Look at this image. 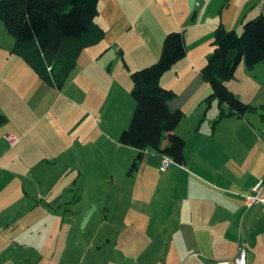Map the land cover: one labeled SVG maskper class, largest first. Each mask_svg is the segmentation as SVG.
Listing matches in <instances>:
<instances>
[{"label": "crops", "instance_id": "0c3cea01", "mask_svg": "<svg viewBox=\"0 0 264 264\" xmlns=\"http://www.w3.org/2000/svg\"><path fill=\"white\" fill-rule=\"evenodd\" d=\"M98 8L105 37L82 51L63 89L41 79L12 46L0 54V181L14 174L31 183L35 166L53 158L47 155L48 132L36 133L35 127L44 120L62 133L50 116L57 101L80 100L105 110L122 100L124 91L128 100L130 73L157 62L167 34L182 32L187 55L163 75L161 85L177 93L169 109L185 113L176 129L186 141L185 163L163 171V155L145 151L131 194L143 209L125 211L122 244L113 246L107 238L95 246L98 255L116 248V259L95 258L89 264L231 261L240 245L247 264H264V207L246 205V196L264 181V138L248 114L220 117L218 101L204 100L212 89L201 74L213 52L215 29L224 25L240 34L244 22L264 14V0H99ZM9 134L20 139L14 147L5 140ZM63 136L62 143L73 137ZM35 148L41 150L36 157ZM157 182L160 192L154 191ZM80 250L76 262L83 264Z\"/></svg>", "mask_w": 264, "mask_h": 264}, {"label": "rangeland", "instance_id": "374dc122", "mask_svg": "<svg viewBox=\"0 0 264 264\" xmlns=\"http://www.w3.org/2000/svg\"><path fill=\"white\" fill-rule=\"evenodd\" d=\"M256 8L254 5L252 10ZM15 40L0 19V54L9 45L14 49ZM227 86L257 108L248 116L257 119L258 133L264 138V63L255 71L242 63ZM123 93L122 100H113L105 110L80 100L57 101L50 116L61 134L44 120L35 123L36 133L48 132L52 146L47 155L53 158L35 166L31 183L14 174L1 178L0 264H80L76 262L78 246L85 258L83 264L119 255L116 248L108 255H98L95 246L107 238L112 239L113 246L116 242L122 244L125 211L143 209L131 196L137 175L131 170L136 149L119 141L136 108L132 94L125 100ZM210 93L204 92V100H209ZM67 132L75 141L68 137L62 143ZM40 151L35 148V157ZM155 185L154 191L160 192L161 183ZM91 245L93 248H89Z\"/></svg>", "mask_w": 264, "mask_h": 264}, {"label": "trees", "instance_id": "16d2710c", "mask_svg": "<svg viewBox=\"0 0 264 264\" xmlns=\"http://www.w3.org/2000/svg\"><path fill=\"white\" fill-rule=\"evenodd\" d=\"M98 5L99 0H0V19L16 39L13 53L21 56L47 84L61 88L82 51L105 37V30L97 23ZM212 46L213 52L201 69L212 89L207 101H218L221 118L255 112L257 108L238 98L227 81L236 77L242 63L254 68L264 62V14L244 22L240 34L219 25ZM186 55L183 33L170 32L164 39L160 59L130 73L136 108L119 141L138 150L132 171L138 169L148 149L171 157L176 164L185 163L186 141L176 133L185 113L169 109L168 103L177 93L163 87L161 79Z\"/></svg>", "mask_w": 264, "mask_h": 264}, {"label": "built area", "instance_id": "2783aa9c", "mask_svg": "<svg viewBox=\"0 0 264 264\" xmlns=\"http://www.w3.org/2000/svg\"><path fill=\"white\" fill-rule=\"evenodd\" d=\"M49 72L52 70V67L48 68ZM6 142L11 146H16L20 139L15 135H7L5 136ZM174 160L171 157L163 156L161 169L166 171L172 164H174ZM260 204L264 207V181H260L256 184L252 192L246 196V205L251 208L254 205ZM194 257L200 259L199 254H193ZM204 264H247V251L246 249L240 245L235 258L231 261H223V262H203Z\"/></svg>", "mask_w": 264, "mask_h": 264}]
</instances>
